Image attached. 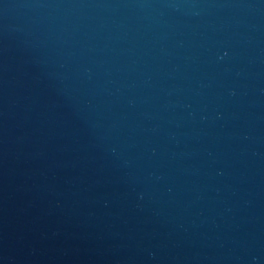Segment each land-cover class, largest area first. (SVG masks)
<instances>
[{"label":"water","instance_id":"1","mask_svg":"<svg viewBox=\"0 0 264 264\" xmlns=\"http://www.w3.org/2000/svg\"><path fill=\"white\" fill-rule=\"evenodd\" d=\"M0 264H264V0H0Z\"/></svg>","mask_w":264,"mask_h":264}]
</instances>
